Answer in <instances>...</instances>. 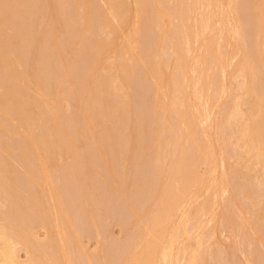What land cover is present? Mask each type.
I'll list each match as a JSON object with an SVG mask.
<instances>
[{"label": "rangeland", "instance_id": "rangeland-1", "mask_svg": "<svg viewBox=\"0 0 264 264\" xmlns=\"http://www.w3.org/2000/svg\"><path fill=\"white\" fill-rule=\"evenodd\" d=\"M84 2V4H80L78 0L0 1V5H2L0 6V220L5 221L0 222L3 223L0 226L7 224L9 227L15 228L14 231L18 229V233H20L19 230L22 228V235L26 233L24 230H28V234L32 231L29 235L31 237L34 234L32 235V239L26 237L28 241H32V244L29 243V245L31 248L33 246V258L38 262L37 264H53L51 260L55 261L54 259H58L59 261L57 260L56 263L60 264H72L71 262L75 264L76 261L78 264H133V261L137 262L133 258L139 259L136 257L144 252L141 250L145 244L144 242L147 240L146 238L149 239L146 242L151 241V243H148L150 245L147 248L145 247L146 245L144 246V249L146 248L148 252L149 248L153 249L154 244L156 246L157 242L162 241H157L159 236H164L165 239L166 235V239L168 240V235H171L168 234L169 231L173 232L176 229L175 226L178 228L179 225L180 228L176 229V231L179 230L177 231L178 244L177 239H175L176 243L174 245H177L175 249L178 248L180 249L179 252L181 251L178 253L180 254L178 260L180 259L181 263L192 258L190 255L193 254L194 249L195 251L198 249V253H200L199 257L205 256V260L202 261L203 263L200 262V264H248L247 261L249 259L251 260L250 264L252 260L254 264H264V181H260H263V183H260L261 185L256 183L259 178H263L264 176V166H262V164L264 165V160L261 161V164H259V161V165H257V162H254L256 159H253L254 155L250 159L248 150H243L245 148L244 139L241 138L242 142L240 130L238 129L242 126L240 124L246 121L245 117L247 113L248 116L250 114L247 119L248 123L259 121L257 120L259 116L257 119L254 118L257 117L256 112L259 113L260 106L258 107L256 106L258 104H256L257 108L253 109L254 105L252 106V103H250L253 100L250 99L249 101L248 96L252 95L255 98L253 104L260 97L257 96L258 98L256 99V94H251V92L246 93L250 94L248 96L244 94L247 78H244L243 74L237 71L239 68L237 65L240 63L239 59L242 56L240 51H242L243 46L246 47L244 51H247V48L250 47L254 57L259 52L257 50L259 47H257L256 50L258 52L255 54V45H258L255 43L258 41L256 28L258 25L260 26L259 19H257L258 17L256 18L257 12H255V8L257 9L258 7V5H255L257 1L238 0V3L236 2L237 7L235 4H231V0H162L160 1L161 6L157 4L159 3L157 0H86ZM190 3L192 4L190 5ZM192 5L194 9L190 10L189 8ZM163 10L168 12L169 21L166 17V12L165 17L162 15L164 17L162 19L164 24H160L162 21H159L157 17L162 12L164 14ZM202 15L203 17L205 16L204 18L207 17V19L211 18V22L208 21L209 24L207 22V28L210 25L209 29L204 28V23H206L207 19H200ZM159 18L161 19L160 16ZM198 18L203 23L200 20L198 21ZM196 23L200 26L203 24L202 29L206 31L202 32L203 30L199 29L200 26H197L199 27L198 30H201L199 33L202 35L200 37L197 35L195 36L197 39H192L191 35L193 34L194 36V34L198 33L195 27ZM50 24H52V27ZM184 24L187 25V29L190 26L189 33H187H191L190 37L186 33L185 35L187 39L191 38L192 41L190 40L191 43L187 41L188 43L185 44H189L191 49L183 43L184 40L186 41V38L184 39L181 34L187 32L184 31L182 33V26L187 30ZM236 24L238 27L239 25L240 27L243 25V28H241L244 32H242L243 34L246 32L243 39L247 40L240 39L246 43V45H241V50L239 49V39H237L240 37L234 34L236 33V29H234L235 31L233 30L234 26V28H238ZM135 26L139 28L140 32H138ZM50 27L53 29H50ZM134 27L138 34L136 32L135 35H132H134L135 39H138L139 45L133 40V43H130V46H128L127 41L131 39ZM193 27L197 30L196 33H193L191 29ZM52 30H54L55 34ZM221 30H224V32L222 33ZM163 31L165 34L169 32L166 37L161 36V32ZM125 36L126 38L129 36V38L125 39ZM161 37H165L162 38L164 39L162 43ZM209 40L215 42L214 47L217 51L213 49L214 47L212 48L214 43L210 44ZM206 41L211 45L212 49L209 48L210 46ZM174 43L177 46L176 49L179 51L174 49ZM204 44L206 48L209 46L208 48L212 50V53L213 50L217 53L218 51L219 53L222 51V57L225 52H227V56L224 54V57L229 56L228 52H237L235 53L236 56L234 53V55L230 54L232 57H235L232 59L233 66L229 67V64V68L225 70L227 62H230L232 58L229 57V61H226L224 65L225 69L221 70V67H223L221 64V69L215 67V64L211 62L217 56L216 54L214 58L213 54H210L212 58L211 61H206L208 62V64L205 63L207 67L204 66L206 69L203 66H198L200 62L197 61V57L200 55L199 59H202L201 55H205L206 53V56L203 57L208 58L207 55L211 52L210 50L207 52L208 49H205ZM183 45L184 48L182 49ZM187 48L191 51L188 49L190 52L187 53L185 50L182 54V51ZM218 48L220 49L218 50ZM117 50L121 52L120 56ZM250 50L248 49V51ZM176 51H178L179 56L180 53L181 56L183 55L185 64L181 63L183 61L179 62L182 60L181 56L176 61L179 58L175 54ZM62 53L65 55L63 57L65 58L64 60L72 62L70 69L68 67L69 75L65 77L64 74L66 75L67 73L63 69L64 66H66L65 69L67 68L68 63L67 65H65L66 62L65 64L64 62L61 63ZM219 53L218 56H220ZM210 55L209 58L211 57ZM121 57H124V60ZM256 57L258 58H256L257 60H260L258 56ZM130 58H133V61ZM250 58H253V56ZM217 60L215 58L213 60L214 63L215 61L218 63L220 59L217 57ZM196 62H198L197 65ZM255 62L252 63L255 64ZM119 64L121 65L120 67ZM178 64L182 66L179 67L180 65ZM202 64L205 65L204 63ZM183 65H185L184 71L186 73H182L181 71ZM114 67H118L119 70L116 71ZM124 67H126L125 69H130L125 71ZM200 67L204 69L203 72ZM194 71L196 72L194 73ZM197 72L200 75L205 74V78L199 75L201 77V84L204 82V79L206 80L202 84L203 87L206 83V87L204 86L205 89H202L201 93L204 92L201 96V101H199L201 105L205 102L206 107L205 105L200 106L202 109L208 108V114L212 118L205 125V128L203 125H199L196 120L197 118L194 119L195 115L192 116L193 120H195L193 123L189 122L190 115L188 117L186 115L187 111L194 107H192V103L196 104V100L192 102L193 97L190 100L187 93L192 94L195 91L197 83H200L197 81L200 80L197 77L199 74ZM183 74H186V76ZM211 77L215 80L214 85L211 84L213 83ZM248 78L250 79V77ZM176 79L178 80L176 81ZM252 79L250 81L253 83L252 85H255V81L253 79L254 82H252ZM183 80L185 81L183 82ZM196 81L197 83H195ZM114 82L117 84L116 88H113L115 86ZM181 84L183 89H180L185 91V95L187 94L186 96L190 101L188 103L192 102L191 108H188L190 104L186 102L187 106H183L187 107V111L184 110L182 104L178 109L176 103H173V106L174 108L176 106L175 109L178 111L180 108V111L183 108L186 117L189 118L187 127L195 123H198L197 125L201 126L200 128L203 127L201 134L199 133L200 131L196 132L200 134L198 140H196L198 141L197 144L200 143L198 144L200 148L208 147L207 150L204 149L208 157L209 153H212V150L209 148L213 146L215 159H212L214 156H210V158L212 157V164H210V161L208 162L210 158L207 159L205 155L200 154V152H203L202 149L199 147L195 148L196 146L194 145H197L196 143L193 144L195 138H191L190 140H194L191 143L189 142L191 131L199 126L188 127V130L194 128L188 132L185 129L186 125H181L187 122L185 120L186 122L184 123L182 115L184 117L185 115L183 110L179 113L183 114H178L181 116V119H179L180 117L177 116V112H173L174 109L172 110L173 106H170L171 102H176L177 99L179 104L185 101L186 97L182 98L183 101H179L181 99L180 96H184L182 91L178 89V85L182 87ZM263 84V88H260L264 90ZM255 86L252 88H256ZM223 88L226 89L225 92ZM252 88L250 89L251 91L259 90L258 87L254 90ZM60 89L63 91L61 92ZM173 92L176 93L173 94ZM164 93L168 95L165 94V97ZM258 93H260V96L264 94L261 91H258ZM161 94H163V99L162 102H159L161 100L160 97L162 98ZM169 96L170 99L168 100ZM173 96L180 98L175 99ZM246 97L248 98L245 100ZM159 103L163 105L164 109L158 110L162 107ZM198 106L197 102L195 108H199ZM232 107L235 108L234 113L236 111L239 113L233 115ZM197 108L195 109L196 113L193 110L196 115L198 114ZM239 108L240 110L238 111L237 109ZM258 108L259 110L256 111ZM229 110L232 111L229 112L232 113L231 115L227 113ZM241 110H244L242 111L243 113ZM29 114L31 115L29 116ZM85 116L87 119L89 117L92 119H89L93 121L92 125L91 123L88 124L90 121ZM170 116H173L174 119ZM221 117L223 119H220ZM219 120H224L223 125H221L222 122L220 124ZM261 120L264 121L263 119ZM181 121L182 123H180ZM218 122L226 136L223 134L224 132L222 133L223 130L217 131ZM246 124L244 123V126ZM251 125L254 126L252 123L249 126L253 127ZM92 126H94L95 132H93L94 130H90ZM253 129L252 131L254 132ZM181 131L187 134H185V137L188 136V139L186 138V143L177 145V143H180L179 138L182 140L184 137ZM249 131L253 133L250 129ZM217 132H220L221 135L223 134L224 138L226 137L224 139L220 136L226 142L218 139L224 143H221L223 144L222 146L218 143L217 138H219L220 134L217 135ZM191 137H194V135ZM209 139L213 143H211L212 146L209 144L211 147L208 146ZM182 141L184 142V138ZM241 143L243 147L241 146L240 148ZM175 146H182L181 148L183 149L180 153L185 156L184 158L181 156L182 154H179L180 160L181 157L184 158L179 163V156L176 157L178 150H174V154L176 153L174 159L178 158V162L176 163L182 166L181 164L185 162L184 160H187L186 162L189 164L187 165H191L193 168L194 166L192 165L195 164L196 171L193 168L185 166L186 162L184 163V166L190 170V173L188 172L189 175H185L187 172L184 168V171H182V174L186 172L184 173L186 178L189 176L190 179V175H192L191 178L194 177L192 180L190 179L193 183H190V181L188 183L185 182L186 185L180 183L185 177H182L184 175L181 174L180 168L177 167L176 169L174 167L176 160L174 161L172 153ZM254 147L256 148V146ZM237 153L239 154L237 155ZM200 155L203 157L202 159ZM259 156L260 158L258 159L262 160V155ZM204 157L205 161L207 159V163L204 161ZM249 159L251 162L248 161ZM245 160L248 162H245ZM242 162L246 164L245 167L241 166ZM247 164H251V166L247 167ZM172 166L175 170L179 169L178 172H180L179 176L182 177L181 180L172 178L174 174V177L176 174L178 176V172H175ZM188 169L187 171H189ZM193 171L201 175L200 179L202 176L206 177V179L199 181L202 183L196 182L199 177L195 181L198 175ZM224 173H227L226 180L222 178L225 182L220 180ZM228 173H230L229 176ZM214 174L215 179L217 177L220 180L217 181L219 190H222V187H219V184L222 182L223 184L220 185L224 186L223 191L226 188L225 192H221L225 194L224 198L219 192L222 198H219L218 205L216 206H213V204H217L219 196H217L218 188L216 186L214 188L211 182L214 179ZM251 178L253 180L256 178L253 184L247 181ZM230 179L231 181L229 182ZM176 180L179 181L183 188L192 184L193 186H189L192 192L190 189L184 188L186 192L189 191L192 195H185L189 198H185L186 201L188 200L187 202L184 201L183 204V201L181 202L182 206L178 200L181 201L183 194H180L181 197L179 195L180 199L177 198L179 204H175L176 211V206L180 205L181 207L178 208L179 211L177 213L174 211L176 213L174 216L176 217L171 218L173 221L168 220L167 222L166 220L169 225L167 227L169 228L168 233L164 235L159 233V236L158 234H154L155 237L151 233L152 231H150L155 227L153 223L156 226L160 223H156L157 219L155 218H158L159 221L161 220V225L165 224L166 222L162 223V220H164V217L165 219L167 218L166 214L171 211L174 213L173 210H175L171 205L170 209L168 203L171 200L172 204V198L176 194L184 193L185 191L180 189L181 187ZM203 180L208 181L204 182ZM209 182L211 183L210 187L213 189L211 190L212 192L210 191L211 188L208 187ZM243 184L246 185L244 195L247 193V189L248 192L249 190L253 192L254 189L253 194L255 192L259 193H255V196L258 195V198L255 197V199L257 198V202L258 200H263L262 203L260 201L259 207L256 205V200V206L253 207H251L252 203L250 204L247 198V201L240 200V197H244L245 199L247 194L248 197H250V194L252 196L251 191L250 194L247 193L243 196L242 192H240L243 191L241 186ZM215 192L216 197H212L213 193L215 195ZM211 200L215 202L210 205L211 210L207 211L206 208L208 206L206 205L205 208L204 205L206 202L210 203ZM244 202L247 205L248 203L250 204L248 205L250 207L249 211V207L247 208L246 204L247 210L243 206L242 203ZM161 207L169 208V210L162 208L163 212L166 211L164 215L162 213L163 217L160 219L161 214L158 215L159 217H156V214L160 213ZM201 207L206 209V213L203 212L204 209L202 211ZM179 222L181 224L177 225ZM161 225L158 226L164 228ZM159 227H157L155 233L160 230ZM163 228L160 230L161 233H163ZM167 228L165 227V230ZM7 229L8 227H6V231ZM9 230L12 231L11 229ZM164 232H167V230ZM166 239L165 243L168 244L170 240L167 241ZM40 240L43 244L47 241L51 244L43 245ZM152 242L153 245L151 246ZM20 244L23 243L21 242ZM213 244L216 245L212 246ZM165 245L160 243V249L163 246L165 247ZM217 245H219L218 252ZM210 246L213 249L215 247L214 251L216 250L217 252L214 253L212 251L213 257L214 254L217 257H214L215 259L207 254L208 251H211L209 249ZM222 247L227 251L225 250L224 252ZM18 248H20L19 254L21 259L26 260L27 254L24 249L27 247L24 248V246L19 245ZM146 249L141 257L148 255V258H151L150 254L146 253ZM155 250L158 251V248H155ZM159 251L160 253H157V255L159 254L158 256L162 255V251ZM244 252L247 255L250 254L249 256L252 259L247 257ZM151 253L154 258V253L156 252L151 251ZM243 254L248 258L247 261L243 259ZM194 255H197V252ZM145 256L140 260L146 262L147 260L143 259ZM154 259H152L154 260L153 262L160 264L161 261L158 262L157 258ZM191 260V262H194L193 259ZM148 261L151 262L150 259ZM191 262L190 264H192ZM186 263H189V260ZM161 264L163 263L161 262Z\"/></svg>", "mask_w": 264, "mask_h": 264}, {"label": "bare ground", "instance_id": "bare-ground-1", "mask_svg": "<svg viewBox=\"0 0 264 264\" xmlns=\"http://www.w3.org/2000/svg\"><path fill=\"white\" fill-rule=\"evenodd\" d=\"M0 1H1V0H0ZM17 1H19V0H17ZM84 1H86V0H84ZM84 1L82 2V0H81V1L78 0V2H79L80 4H82V3L84 4V3H85ZM158 1H159V3H157V4H160V1H162V0H157V2H158ZM231 1H232L231 4H235V6L237 5L236 2L238 3V0H235V1L231 0ZM256 1H257V3H256L255 5H258V7H257V6H255V7H257L258 10L255 8V12H257L256 18L258 17L257 19H259L260 26L258 25L259 28H258V26H257V28H258L259 30L256 28V37H258V39H257V38H256V39H257L258 41H256L255 43H257L258 45H255V44H254V45H255V50L257 49V47H259V49H257V50H259V52L256 50V51H255V54H256V52H258V53H257L258 55H255V57H254V55L252 54V52H251V50H250L251 48H250V47L247 48V51H248V49L250 50V51L247 52V51H244V50H246V47L243 46V49H242V51H240V52H241V55H242V56L244 55V53H245V55H244L243 57H242V56L240 57V59H241V58H242V59H241V61H240V59H239V62H240V63H238V65H237V67H239L237 71H238L239 73L241 72V74H243L244 78H247V80H246V82H245V87H246V88H245V93H244V94H246V93H250V92H251V94H252V93L256 94V99L258 98L257 96L260 97V98L257 99L256 102H254V104H253V101L255 100V98H253L252 95H251V96H248V95H250V94H246L249 98H248V97L245 98V100H246L247 98L249 99V101H250V99L253 100L252 102H250V103H252V106L254 105V106H253L254 108L251 106L253 109L257 108L256 106H258V107L260 106V107H259L260 110H259V108L256 110V111L259 110V111H258L259 113L256 112L257 117L254 118V119H257L258 116H259V119H257V120H259L260 122H259V121H258V122H257V121H254V122H250V123H248V120H247V119H248V117L250 116V114H249V116H248V113H247V114H246L247 116L245 117V120H246L247 122L245 121V122H243V124H240V125H242V126H240L241 128H240V127L238 128V129L240 130V131H239V130H238V131H239V133H240V139H241V138L244 139V142H243V140L241 139V141L244 143V147H245V148H243V150H244V151H247V150H248L247 152L250 154V159H251V157H253V155H254V158H253V159H254V160L256 159V161H254L253 159H252V160H253L255 163L257 162L256 164L259 165V164H261V161L264 160V159H263L264 157L262 158V156H264V148H263V147H264V121L261 120V119L264 120V94H263V95L261 94V96H260V93H258V91H259V92L261 91V93L264 92V90L261 89V88H263V87H262V84L264 83V78H263V75H264V47H263V46H264V0H255V2H256ZM35 2H36V1H35ZM87 2H88V1H87ZM137 2H138V1H137ZM137 2H136V3H137ZM204 2H205V1H204ZM210 2L212 3V1H210ZM5 3H6V2H5ZM19 3H20V2H19ZM79 3H77V4H79ZM138 3H139V2H138ZM138 3H137V5H138ZM155 3H156V2H155ZM199 3H200V2H199ZM3 4H4V3H3ZM80 4H79V5H80ZM191 4H192V3H190V5H191ZM212 4H213V3H212ZM217 4H218V3H217ZM137 5H136V7H137ZM0 6H2V5H0ZM14 6H15V5H14ZM138 6H140V5H138ZM157 6H158V5H157ZM160 6H161V4H160ZM210 6H211V4H210ZM232 6H233V5H232ZM28 7H29V6H28ZM114 7H115V6H114ZM130 7H131V5H130ZM141 7H142V5H141ZM190 7H191V8H189L190 10L194 9V8H193V5L190 6ZM236 7H237V6H236ZM236 7H234V9H236ZM121 8H122V7H121ZM138 8H139V7H138ZM142 8H143V7H142ZM158 8H160V7H158ZM210 8H211V7H210ZM230 8H231V6H230ZM230 8H228V9H230ZM16 9H17V8H16ZM31 9H32V8H31ZM160 9H162V8H160ZM210 10H211V9H210ZM210 10H209V11H210ZM236 10H237V9H236ZM0 11H1V10H0ZM158 11H159V9H158ZM160 11H161V10H160ZM163 11H164V10H163ZM231 11H232V10H231ZM133 12H134V10H133ZM166 12H167V11H166ZM166 12L164 11V14H163V12H162V13L159 12V13H161V15L158 13L159 15H158L157 18L159 19V21H160V20L162 21L160 24H162V23L164 22L162 19L165 17ZM182 12H183V11H182ZM193 12H194V11H193ZM220 12H221V11H220ZM128 13H129V12H128ZM130 13H131V12H130ZM134 13H135V12H134ZM226 13H227V12H226ZM124 14H125V13H124ZM126 14H127V13H126ZM5 15H6V14H5ZM43 15H44V14H43ZM162 15H163L164 17H163ZM183 15H184V13H183ZM208 15H209V14H208ZM237 15H238V14H237ZM13 16H14V14H13ZM159 16L161 17V19L159 18ZM225 16H226V15H225ZM14 17H16V16H14ZM135 17H136V16H135ZM166 17L168 18V21H169L168 12H167V14H166ZM200 17H201V16H200ZM204 17H205V16H204ZM204 17H203V15H202V17H201L200 19H202V20L207 19V17H206V18H204ZM233 17H234V16H233ZM203 18H204V19H203ZM214 18H215V17H214ZM226 18H227V17H226ZM230 18H231V17H230ZM238 18H239V17H238ZM116 19H117V18H116ZM126 19H127V18H126ZM134 19H136V18H134ZM158 19H157V20H158ZM165 19H166V18H165ZM200 19L198 18V21H199ZM14 20H15V19H14ZM87 20H88V19H87ZM127 20H128V19H127ZM202 20H200V21L202 22ZM210 20H211V18H210V19L208 18V19L205 21L206 23H204V24H205L204 28L209 29L210 25H209V27L207 28V22L210 21ZM235 20H236V19H235ZM238 20H239V19H238ZM226 21H227V20H226ZM11 22H12V21H11ZM83 22H85V21L83 20ZM131 22H132V21H131ZM196 22H197V20H196ZM210 22H211V21H210ZM228 22H229V21H228ZM167 23H168V22H167ZM199 23H200V22H199ZM202 23H203V22H202ZM202 23H201V24H202ZM239 23H240V22H239ZM239 23H238V24H239ZM135 24H136V23H135ZM138 24H139V23H138ZM158 24H159V22H158ZM160 24H159V25H160ZM163 24H164V23H163ZM165 24H166V23H165ZM194 24H195V23H194ZM196 24H197V25H196V26L194 25V26H195L196 29L198 30L199 27H197V26H200V25H199L198 23H196ZM208 24H209V22H208ZM228 24H230V23H228ZM240 24H241V23H240ZM50 25H51V27H52V24H50ZM167 25H168V24H167ZM182 25H183V24H182ZM184 25H185V24H184ZM220 25H221V24H220ZM236 25H237V24H236ZM185 26H186V29H187V25H185ZM222 26H223V25H222ZM2 27H3V26H2ZM51 27H50V29H53V28H51ZM135 27H136V26H135ZM135 27L133 28V32H132V30H131V32H132L131 35H132V34L135 35V33L137 32V31H136V28L138 29V32H140V31H139V28H138V27L135 28ZM161 27H162V25H161ZM164 27H166V26H164ZM195 27L191 28V29L193 30V33H196V32H197V30L195 29ZM202 27H203V24H202V26H200L199 29L203 30L202 32H204L205 29H202ZM234 27H235V26H234ZM234 27H233V30L236 29V31L234 30V31L236 32V33H234V34H236V36L240 37V38H237V39H239L238 41H239V44H240V48H239V46H238V48L241 50V48H242L241 45H243V44L246 45V43H245L244 41H241V40L243 39V37L245 38V33H246V32L243 34V32H244L243 29H242V28H243V25L241 26L242 28L240 27V25H239V27H238V25L236 26V27H238V28H234ZM188 28L190 29V26H189ZM223 28H224V27H223ZM134 29H135V30H134ZM163 29H164V28H163ZM189 29L185 30L184 26H182V30H183L182 33H183L184 31H187V32H184L183 34H181V35L183 36L184 39L186 38V41H185V40H184V42L182 41V42L184 43V45H186V47L189 46V44H185V43H188V42L191 43L192 39L195 38V36L198 35V37H200V36L202 35V34L199 33L201 30H198V33L194 34V36H193V34L191 35V36H192V37H191L192 39H191V38H190V39H187V36H186V35L189 36V35L191 34V33H190V34H187V33H189V31H188ZM194 29H195V31H194ZM241 29H242V30H241ZM81 30H82V29H81ZM120 30H121V29H120ZM161 30H162V28H161ZM165 30H166V29H165ZM192 30H191V32H192ZM257 30H258V31H257ZM52 31H53V33H54V30H52ZM205 31H206V30H205ZM234 31H233V32H234ZM242 31H243V32H242ZM138 32H137L136 34H138ZM166 32H167V31H166ZM221 32L223 33L224 30H221ZM228 32H229V31H228ZM162 33H163L164 35H163ZM168 33H169V32H168ZM168 33H167V34H168ZM185 33H186V35H185ZM222 33H221V35H222ZM229 33H230V32H229ZM237 33H238V34H237ZM54 34H55V33H54ZM54 34H53V35H54ZM167 34H165L164 31L161 32V36H165V37H166ZM120 35H121V34H120ZM128 35H130V34H128ZM131 35H130V37H131ZM134 35H132L131 39H128L129 36H128V38H126V36H125V39H128V41L125 40V41H127V42L129 43V44H128V43L126 42L128 46H130V43H133V40L139 45V41H137L138 39H135V38H134ZM16 36H17V35H16ZM19 36H20V35H19ZM54 36H55V35H54ZM227 36H229V35H227ZM231 36H232V33H231ZM234 36H235V35H234ZM165 37H161V43H162V40H164V39H162V38H165ZM189 37H190V36H189ZM228 38H229V37H228ZM231 38H232V37H231ZM22 39H23V38H22ZM195 39H197V38H195ZM240 39H241V40H240ZM119 40H120V39H119ZM119 40H118V41H119ZM130 40H131V42H129ZM190 40H191V41H190ZM211 40H212V39H211ZM243 40H247V39H243ZM79 41H80V40H79ZM187 41H188V42H187ZM121 42H122V40H121ZM194 42H195V41H194ZM243 42H244V43H243ZM77 43H78V42H77ZM206 43H207L210 47L207 46V48H206L205 44H204V47H205V49H208L207 52H209V50H210L209 48H211V45H210V44H213V43H214V44L212 45V48H213L214 45H215V42H214V41L211 42V41L209 40V43H210V44H209L207 41H206ZM237 43H238V42H237ZM241 43H242V44H241ZM79 44H80V43H79ZM79 44H78V46H79ZM174 44H175V43H174ZM228 44H229V43H228ZM20 45H21V44H20ZM80 45H81V44H80ZM124 45H125V44H124ZM135 45H136V44H135ZM162 45H163V44H162ZM184 45H183L182 49L184 48ZM218 45H219V44H218ZM125 46H126V45H125ZM25 47H26V46H25ZM29 47H30V46H29ZM81 47H82V46H81ZM107 47H108V46H107ZM131 47H132V46H131ZM131 47H130V48H131ZM137 47H138V46H137ZM161 47H162V46H161ZM173 47H174V49H176V48H177L176 44H175V46H173ZM208 47H209V48H208ZM247 47H248V45H247ZM262 47H263V48H262ZM22 48H23V47H22ZM26 48H27V47H26ZM104 48H105V47H104ZM127 48H128V47H127ZM135 48H136V47H135ZM189 48H190V46H189ZM189 48L184 49L183 51L181 50V51H182V54L185 52V50H186L187 53L190 52V51H191V50H190L191 48H190V49H189ZM212 48H211V49H212ZM261 48H262V49H261ZM128 49H129V48H128ZM132 49H133V48H132ZM159 49H160V48H159ZM188 49H189L190 51H189ZM213 49H215V47H214ZM219 49H220V48H218V50H219ZM230 49H231V47H230ZM239 49H238V55H239ZM26 50H27V49H26ZM160 50H161V49H160ZM176 50H178V49H176ZM215 50L217 51V49H215ZM40 51H41V50H40ZM117 51H118V50H117ZM138 51H139V50H138ZM140 51H141V50H140ZM162 51H163V53H164V50H163V49H162ZM178 51H179V50H178ZM178 51H176L177 53L175 52V54L178 55ZM210 51H211V52L207 55L208 58H209V55H210V54H211V55L213 54V58H214V56H215V54H216V55H217V56H215L216 60H217V57H218V59H220L218 63H217L218 60L215 61V63H214L213 60H215V58L212 59V62H211V63L215 64V65H214L215 67H218V68H220L221 65H223V67H224L226 61H229V59L232 57L230 54L234 55L235 53H237V52L234 53V51H233L232 53H231V52H230V53L228 52V55H229V56H228V57H224V54H225V56H227V52H225V53L223 54V57H222V56H221V55H222L221 53H223V52H222L221 50H220L221 53H219V51H218V53H219L220 56H218V53H217V52H214V50H213V53H212V50H210ZM27 52H28V51H27ZM242 52H243V53H242ZM246 52H247V53H246ZM250 52H251V53H250ZM118 53H119V56H120L121 52L118 51ZM129 53H130V52H129ZM233 53H234V54H233ZM249 53L252 54V55H250ZM24 54H25V53H24ZM39 54H40V52H39ZM9 55H10V54H9ZM61 55H62V57H61L62 60H60V61H62L61 63L64 62V64H65V62H66L65 65H67V63H68V65H69V66L67 65V68H66L67 71H66V69H65L66 66H64V69H65V70L63 69V71L67 73L66 75L64 74V77H65V76H68V75H69V74H68V72H69V71H68V67H69V69H70V67H71L70 64H72V62H71V61L69 62L68 60H67V61L64 60L65 58H63V57H65V55H64L63 53H62ZM177 55H175V56H177ZM211 55H210V56H211ZM39 56H40V55H39ZM39 56H38V57H39ZM105 56H106V55H105ZM161 56H162V55H161ZM173 56H174V55H173ZM180 56H181V53H180ZM180 56L178 55L179 58H178L176 61H178V60L182 57V58H181L182 60H180L179 62L183 61V62H181V63H182V64H183V63L185 64V62H184L185 60L183 59V58H184L183 55H182L181 57H180ZM203 56H206V53H205V55H204V54L201 55V57H202V59L200 58L201 60L199 59L200 55H199V57H197V58H198L197 61L200 62L201 64H200V63L198 64V62H196V65L198 64V66L200 65L201 67H202V66H203V67H204V66L207 67L206 64H208V62L211 61L212 56H211L209 59L206 58V57H203ZM235 56H236V54H235ZM251 56H253V58H250ZM256 56H258L260 60H257L258 58H257ZM26 57H27V56H26ZM162 57H163V56H162ZM219 57H220V58H219ZM229 57H230V58H229ZM233 57H234V56H233ZM233 57L231 58L230 62H227V63H228V64L226 65L227 68H226V67H224V68L221 67L222 69H221V68H220V69L223 70V69L226 68L225 70H227V69L232 65V59H233ZM61 58H60V59H61ZM66 58H67V57H66ZM116 58H117V57H116ZM121 58H123V60H124V57H121ZM203 58H204V59H203ZM234 58H235V57H234ZM256 58H257V59H256ZM113 59H114V58H113ZM130 59H132V61H133V58H130ZM164 59H166V58H164ZM168 59H169V58H168ZM193 59H194V58H193ZM205 59H206V60H205ZM254 59H256V60H255L256 62L254 61ZM26 60H27V59H26ZM199 60H200V61H199ZM203 60H205V61H203ZM208 60H209V61H208ZM251 60H253L252 62H255V64L252 63ZM60 61H59V62H60ZM165 61H167V60H165ZM169 61H170V60H169ZM171 61H172V60H171ZM206 61H208V62H206ZM259 61H261L262 63L260 62L261 64H260V63L257 64ZM170 63H171V62H170ZM175 63H176V62H175ZM202 63H204V64L206 63V64L203 65ZM216 63H217V64H216ZM64 64H63V65H64ZM121 64H122V63H121ZM132 64H133V63H132ZM166 64H167V63H166ZM220 64H221V65H220ZM229 64H230V65H229ZM61 65H62V64H61ZM122 65H124V64H122ZM178 65H180V64H178ZM217 65H218V66H217ZM228 65H229V67H228ZM254 65H257V66L260 65V66L257 67V66H254ZM120 66H121V65L119 64V67H120ZM181 66H182V65H180L179 67H181ZM198 66H196V67L198 68ZM232 66H233V65H232ZM122 67H123V66H122ZM196 67H195V69H196ZM201 67H200V69H201ZM205 67H204V68H205ZM237 67H236V68H237ZM256 67H257V68H256ZM62 68H63V66H62ZM114 68H115V67H114ZM125 68H126V67H124V69H125ZM115 69H116V71L119 70L118 67L115 68ZM127 69H130V68H127ZM127 69H125V71H126ZM180 69H181V68H180ZM195 69H194V70H195ZM205 69H206V68H205ZM24 70H25V69H24ZM157 70H158V69H157ZM184 70H185V65H183V68H182V70H181L182 73L185 72ZM198 70H199V69H198ZM225 70H224V71H225ZM239 70H240V71H239ZM155 71H156V70H155ZM158 71H159V70H158ZM196 71H197V70H196ZM196 71H194V73H195ZM201 71L203 72L204 69L202 68ZM201 71H200V72H201ZM64 72H63V73H64ZM118 73H119V72H118ZM185 73H186V72H185ZM192 73H193V72H192ZM197 73H199V72H197ZM197 73H196V74H197ZM224 73H225V72H224ZM15 74H16V73H15ZM164 74H165V73H164ZM170 74H171V73H170ZM236 74H237V73H236ZM236 74H235V75H236ZM241 74H240V75H241ZM244 74H245L246 76H245ZM5 75H6V74H5ZM18 75H19V74H18ZM183 75L186 76V74H183ZM199 75H200V73L197 75V77H198L200 80L195 79V80H197V81L200 82V83H197V81L195 82V83H197V85L195 84V85H196V88H195V86H194L195 91H193L192 94H189V93L186 92V93L188 94V95H187V94H186V95L189 97L190 100H191V98L193 97V99L191 100L192 102H193L194 100H196V104H197V102H198V104H199L198 107H199V108L196 107V108L198 109V114H197V115L194 114V112L196 111V110H195V109H196V108H195V105H196V104H195L194 102H193L194 105H193V103L191 102V103H192V107H193V106H194V107H193V108L190 107V106H191V103H188V102H190V101H189V99L187 98V96L185 95V91H184V90H181V89H183L182 84H181L182 87H180V85H178V86H179L178 89L182 91V94H183L184 96L182 97V95H181V96H180L181 99H179V101H183V99H184L185 97H186L187 99L185 98V101H183L182 103L180 102V104H179V102H178V99H177L176 102L173 101V102H171V104H170V106L172 107V106L176 103V105H177V109L180 107L181 104H182V106H183V105L187 106L186 103H187V104H190V105H188V108H189V107L191 108V109H189L190 111L187 109V107H185V106H183V107H184V110H185V111L188 110L187 113L190 112L189 114L186 113V115H187V117L190 115L189 118H190V120H192V121H190L189 118L186 117V115H185V111H184L183 108H182L183 113H184V115H185V117L182 115V117H183V119H184V123H185L186 121H187V122H186L185 124H181V125H182V126H183V125H184V126L186 125L185 129H186L188 132H190L191 129H194V128H191V129L188 130V127H194V125H195V127H197V126H199V125H203L204 128H205V125H207V123L210 122V118H211V116L208 114V111H209V110H207L208 108H207V109H206V108H203V109H202V107H201L202 105H205V104H204L205 102L202 103V105H201V102H199V101H201V96L203 95V92H204V91H203V92L201 93V91H202V89L204 90L205 87H206V85H205L206 83H205V84L203 85V87H202V84H203L204 82H206V80L204 79V82H203V79H202V82H203V83L201 84V77H199ZM201 75H202L203 78H205V74H204V73L201 74ZM201 75H200V76H201ZM203 75H204V76H203ZM25 76H26V75H25ZM115 76H116V75H115ZM165 76H166V75H165ZM167 76H168V75H167ZM170 76H171V75H170ZM170 76H169V77H170ZM185 76H183V77H184V78H187V77H185ZM197 77H196V78H197ZM212 77H213V76H212ZM212 77H211V78H212ZM248 77H250V79L253 78L255 82L253 81V79H252V82H254V84L257 85V86L252 85L253 83H251V81H250V79H249ZM17 78H18V77H17ZM66 78H67V77H66ZM117 78H118V77H117ZM117 78H116V79H117ZM163 78H164V76H163ZM173 78H174V77H173ZM211 78H210V79H211ZM213 78H215V77H213ZM213 78H212V79H213ZM68 79H69V78H68ZM68 79H66V80L68 81ZM164 79H165V78H164ZM168 79H169V78H168ZM170 79H171V78H170ZM178 79H179V78H178ZM178 79H176V81H177ZM210 79H209V80H210ZM248 79H249V84L251 83L250 86L252 85V87L255 86L256 88H252V87L248 86V85H249V84H248ZM256 79H258V80L256 81ZM17 80H18V79H17ZM21 80H22V79H21ZM110 80H111V79H110ZM185 80H186V79H185ZM185 80H183V82H184ZM215 80H216V78H215ZM215 80L213 79V83H211V84L214 85V81H215ZM244 80H245V79H244ZM259 80H260L261 82H263V83H261ZM117 81H119V80H117ZM159 81H160V80H159ZM163 81H164V80H163ZM179 81H180V80H179ZM211 81H212V80H211ZM258 81H259V82H258ZM167 82H168V81H167ZM8 83H9V82H8ZM163 83H164V82H163ZM163 83H162V84H163ZM165 83H166V82H165ZM176 83L179 84L178 82H176ZM209 83H210V82H209ZM256 83H257V84H256ZM260 83H261V84H260ZM114 84H115V82H114ZM171 84H172V83H171ZM207 84H208V83H207ZM7 85H8V84H7ZM116 85H117V84H115V86H113V88H114V87L116 88V87H117ZM163 85H164V84H163ZM172 85H173V84H172ZM246 85H247V86H246ZM258 85H259V86H258ZM263 85H264V84H263ZM166 86H167V85H166ZM169 86H170V85H169ZM204 86H205V87H204ZM157 87H158V86H157ZM187 87H188V86H187ZM248 87H249V90H250L251 88H252V90L257 89V87L259 88V90L257 89V90H254V91H251V90L249 91V90H248ZM260 87H261V88H260ZM61 88H62V87H61ZM162 88H164V87H162ZM180 88H181V89H180ZM209 88H210V87H209ZM12 89H13V88H12ZM62 89H64V88H62ZM62 89H60L61 92L63 91ZM216 89H217V88H216ZM223 89H224V88H223ZM260 89H261V90H260ZM56 90H57V89H56ZM163 90H164V89H163ZM179 90H178V91H179ZM193 90H194V89H193ZM221 90H222V89H221ZM225 90H226V89H224L223 91L225 92ZM247 90H248V92H246ZM25 91H26V90H25ZM161 91H162V90H161ZM167 91H168V90H167ZM175 91H176V89H175ZM213 91H214V90H213ZM255 91H257V92L255 93ZM8 92H9V91H8ZM61 92H60V93H61ZM164 92H165V91H164ZM169 92H170V91H169ZM169 92H167V93L169 94ZM176 92H177V91H176ZM176 92H173V94L176 93ZM207 92H208V91H207ZM21 93H22V92H21ZM109 93H110V92H109ZM167 93H164V96H165V94H167ZM200 93H201V95H200ZM257 93H258L259 95H258ZM4 94H5V92H4ZM14 94H15V92H14ZM37 94H38V93H37ZM67 94H68V93H67ZM168 94H167V95H168ZM180 94H181V92H180ZM213 94H214V93H213ZM220 94H221V93H220ZM5 95H6V94H5ZM15 95H16V94H15ZM46 95H47V93H46ZM60 95L62 96V94H60ZM162 95H163V94H161V96H162ZM189 95H190V96H189ZM21 96H22V95H21ZM16 97H17V96H16ZM165 97H166V96H165ZM165 97H164V99H166ZM173 97H175V96H173ZM180 97H175V99H176V98H180ZM250 97H251V98H250ZM13 98H14V97H13ZM182 98H183V99H182ZM202 98H203V97H202ZM218 98H219V97H218ZM160 99H161V100H159V102H160V101L162 102L163 96H162V98L160 97ZM167 99L169 100V99H170V96H169ZM243 99H244V97H243ZM29 100H30V99H29ZM171 100H173V99H171ZM187 100H188V101H187ZM245 100H244V101H245ZM14 101H15V100H14ZM26 101H27V100H26ZM42 101H43V100H42ZM207 101H208V100H207ZM249 101H248V102H249ZM12 102H13V101H12ZM168 102H169V101H168ZM185 102H186V103H185ZM202 102H203V101H202ZM7 103H8V102H7ZM43 103H44V101H43ZM122 103H123V102H122ZM173 103H174V104H173ZM177 103H178V104H177ZM159 104H160V106H162V107L159 108V109L157 108V109H158V110H160V109H164L163 105H161V103H159ZM243 104H244V103H243ZM246 104H247V103H246ZM256 104H258V105H256ZM10 105H11V104H10ZM58 105H59V104H58ZM178 105H179V106H178ZM200 105H201V106H200ZM241 105H242V104H241ZM255 105H256V106H255ZM26 106H27V104H26ZM48 106H49V105H48ZM168 106H169V105H168ZM205 107H206V105H205ZM239 107H240V106H239ZM249 107H250V106H249ZM175 108H176V106H175ZM175 108H174V106H173L172 110L174 109L173 112H174V111L177 112V113L175 112V113L177 114V116L183 114V113L179 114L180 112H182V110L180 111L181 108L179 109V111L176 110ZM185 108H186V109H185ZM200 108H201V110L199 111ZM232 108H233V107H232ZM232 108H230V109H232ZM240 108H241V107H240ZM240 108L237 109V110L239 111ZM22 109H23V108H22ZM241 109H242V108H241ZM193 110H194V112H193ZM234 110H235V108H233V112L229 110V111H227V113L232 112L233 115L239 113V112H237V111H236V113H234V112H235ZM15 111H16V109H15ZM59 111H60V110H59ZM163 111H164V110H163ZM163 111H162V112H163ZM167 111H168V110H167ZM191 111H192V113H191ZM242 111H244V110H241V112H242ZM246 111H247V110H246ZM246 111H245V113H246ZM20 112H21V111H20ZM196 112H197V111H196ZM196 112H195V113H196ZM210 112H211V111H210ZM241 112H240V114L243 113V112H242V113H241ZM175 113H174V114H175ZM232 113H229V114L231 115ZM245 113H244V115H245ZM21 114H22V113H21ZM178 114H179V115H178ZM258 114H259V115H258ZM13 115H14V113H13ZM18 115H19V114H18ZM30 115H31V114H29V116H30ZM86 115H88V114H86ZM194 115H195L196 117H195ZM21 116H22V115H21ZM175 116H176V115H175ZM192 116H194V119L197 118L196 120H197V122L199 123V125H197L198 123H195V124H193L192 126H190V125H191V124H190V125L187 127V125H188V124H187V123H188V120H189L190 123H193V121H195V120H193V117H192ZM22 117H23V116H22ZM85 117H86V116H85ZM170 117H171V116H170ZM179 117H180V118H179ZM179 117H177V118L181 119V116H179ZM191 117H192V118H191ZM232 117H233V116H232ZM24 118H25V117H24ZM24 118H23V119H24ZM171 118H173V116H172ZM186 118H187V119H186ZM223 118H224V116H223ZM223 118L221 117L220 119H223ZM226 118H227V117H226ZM229 118H230V117H229ZM26 119H27V117H26ZM86 119H87V117H86ZM89 119L92 120L90 117H89ZM89 119H87V120L90 121ZM173 119H174V118H173ZM183 119H182V121H183ZM211 119H212V118H211ZM218 119H219V118H218ZM231 119H232V118H231ZM252 119H253V118H252ZM185 120H186V121H185ZM226 120H227V119H226ZM226 120H225V121H226ZM228 120H230V119H228ZM237 120H238V119H237ZM241 120H242V119H241ZM54 121H55V120H54ZM88 121H87V122H88ZM182 121H181L180 123H182ZM219 121H220V120H219ZM249 121H251V119H249ZM252 121H253V120H252ZM221 122H222V124H221ZM19 123H20V122H19ZM26 123H28V122H26ZM89 123H91V125H92V124H93V121L88 122V124H89ZM223 123H224V120L220 121V124H221V125H223ZM234 123H235V121H234ZM244 123H247V124H246L247 126H246V125L244 126ZM251 123L254 124V126L251 125V126H253V127H250V126H249ZM225 124H226V123H225ZM248 124H249V125H248ZM53 125H54V124H53ZM196 125H197V126H196ZM1 126H2V125H1ZM15 126H16V125H15ZM59 126H60V125H59ZM89 126H90V125H89ZM90 127H91V126H90ZM200 127H201V126H199L198 128H200ZM223 127H224V126H223ZM4 128H5V127H4ZM198 128H195L194 130L191 131V135H190V137H189V142H190V143L194 140V139H193V140H190L191 138H195V140H196V139L198 140V136L201 134V130H202L203 127L200 128V130H198ZM214 128H215V127H214ZM216 128H217V131H218V130H223L222 127L219 125V122H218V127H216ZM220 128H221V129H220ZM233 128H234V127H233ZM252 128H254V129H253L254 132L252 131ZM25 129H26V128H25ZM211 129H212V128H211ZM249 129H250L251 132H253V133H250ZM8 130H9V129H8ZM90 130L93 131V130H94V126H92V128H90ZM178 130H179V129H178ZM195 130H196V131H195ZM203 130H204V129H203ZM228 130H229V129H228ZM236 130H237V129H236ZM29 131H30V130H29ZM182 131L184 132V130H182ZM182 131H181V133H183ZM199 131H200V132H199ZM215 131H216V129H215ZM225 131H226V129H225ZM247 131H249V133H247ZM93 132H95V130H94ZM193 132H194V133H196V132L198 133V132H199L200 134H197V133L194 134ZM223 132H224V130L222 131V133H223ZM192 133H193V134H192ZM204 133H205V132H204ZM215 133H216V132H215ZM31 134H32V133H31ZM31 134H30V135H31ZM93 134H94V133H93ZM185 134H186V133H183V134H182V135H184V137L181 135V137L184 138V142L182 141L183 138H182V140L179 138L180 143H177V145H178V144L181 145L182 143H186V138H187L188 136L185 137ZM205 134H206V133H205ZM219 134H220V135H219ZM223 134H225V132H224ZM223 134H222V135H223ZM21 135H22V134H21ZM186 135H187V134H186ZM188 135H189V134H188ZM192 135H194V137H191ZM195 135L197 136V138H196ZM217 135H219V138H217V140L220 139V141L226 142V141L224 140L226 137L224 138V136H222L220 132H217ZM228 135H229V134H228ZM19 136H20V135H19ZM220 136H222L224 139L221 137V138L223 139V140H222V139L220 138ZM225 136H226V134H225ZM241 136H242V137H241ZM217 137H218V136H217ZM200 138H201V136H200ZM96 139H97V138H96ZM187 139H188V138H187ZM215 139H216V138H215ZM249 139H250V140H249ZM179 140H178V141H179ZM195 140H194L193 144H194V143L197 144L198 141H197V140L195 141ZM178 141H177V142H178ZM181 141H182V142H181ZM220 141L218 140V143H220V146H222L224 143H223V142H220ZM97 142H98V140H97ZM211 143H212V141L209 139V143H208V146H209V147L212 146ZM221 143H223V144H221ZM198 144H200V143H198ZM198 144H197V145H198ZM209 144H210L211 146H210ZM212 144H213V143H212ZM174 145H176V143H174ZM197 145H194V146H196V147H195L196 149L199 147V145H198V146H197ZM225 145H226V144H225ZM242 145H243V144L241 143V144H240V148H241ZM200 146H202V145H200ZM204 146H205V145H204ZM254 146H256V148H255ZM179 147H180V146H178V147L175 146V148L173 149V153H172V155H173V159H174L175 154H176V153L174 154V150H178V152H179V153L177 152V154H176V157L179 156V160H178V158L174 159V161L176 160L175 163L173 162V163L175 164L174 167H176V169H177V167L180 168L181 174H182V171L186 170L187 173H186V172H183L182 175H184V173H186L185 175H189L188 172L190 173V170H189L187 167H185V166H188V165H189V164L186 162L187 160H184L186 163L183 162V163L181 164L182 166H180L178 163H176V162H178V161H179V163H181V162L183 161V159L185 158L184 154L180 153V152H182V149H183V148H181L182 146L180 147L181 150H180ZM212 147H213V146H212ZM212 147L209 148V149L212 150L213 155H212V153H209V152H211L210 150H208L209 152L207 151V152L209 153V157H208V155H206V154H207V153H206V150L208 149V147H207V148H203V147L200 148V147H199L200 149L203 150V152L205 151V153H203V152L201 153V152H200V154L203 155V156L205 155V156L207 157V159L210 158V156H214V158H212V157H211V158H212V159H215V155H214V151H213L214 149H213ZM242 147H243V146H242ZM176 148H177V149H176ZM200 149H199V150H200ZM204 149H206V150H204ZM246 149H247V150H246ZM253 149H254V150H253ZM255 149H256V150H255ZM200 151H201V150H200ZM175 152H176V151H175ZM253 152H254V153H253ZM248 153H247V154H248ZM179 154H182L181 156L184 157V158L181 157V160H182V161L180 160V155H179ZM210 154H211V155H210ZM238 154H239V153H237V155H238ZM249 154H248V155H249ZM201 155H200V156H201ZM240 155H241V154H240ZM244 155H245V153H244ZM258 155H262V156H261V159H262V160L258 159V158H260V156L258 157ZM239 157H240V156H239ZM199 158H200V157H199ZM202 158H203V157L201 156V159H202ZM211 158H210V160L208 159V162L210 161V164H212V162H213ZM207 159H206V161H207ZM216 159H217V158H216ZM247 159H248V158H247ZM250 159H249L248 161H250ZM177 160H178V161H177ZM180 161H181V162H180ZM204 161H205V157H204ZM206 161H205V162H206ZM211 161H212V162H211ZM248 161L245 160V162H248ZM259 161H260V162H259ZM201 162H202V161H201ZM201 162H200V163H201ZM221 162H222V161H221ZM240 162H241V161H240ZM250 162H251V161H250ZM254 162H253V163H254ZM258 162H259V164H258ZM184 163H185L186 165H185ZM206 163H207V162H206ZM242 163H243V162H242ZM242 163H241V164H242ZM263 163H264V162H263ZM187 164H188V165H187ZM241 164H240V165H241ZM256 164H254V165L256 166ZM184 165H185V166H184ZM247 165H248V164H247ZM249 165L251 166V164H249ZM249 165H248L247 167H250ZM179 166H180V167H179ZM192 166H194V168L191 167V165L188 166V167L193 168L194 171H196V170H195V164L192 165ZM241 166H242V167H243V166L245 167L246 164L243 163ZM262 166H264V165L262 164ZM172 168H173V166H172ZM183 168H184V170H183ZM185 168H186V169H185ZM255 168H256V167H255ZM173 169L175 170V168H173ZM187 169H188L189 171H187ZM212 169H214V168H212ZM233 169H234V168H233ZM238 169H239V167H238ZM243 169H244V170H247L246 168H243ZM249 169H250V168H249ZM249 169H248V170H249ZM0 170H1V169H0ZM174 170H173V171H174ZM235 170H236V168H235ZM178 171H179V169H178V170H175V172H178ZM194 171H193V172H194ZM236 171H237V170H236ZM239 171H240V170H239ZM212 172H213V171H212ZM215 172H216V167H215ZM237 172H238V171H237ZM0 173H1V172H0ZM179 173H180V172H178V176H177V174H176L175 177H174V175H175V174H174L172 178H175V179L181 180L182 177H185V178L182 179V181H183L184 183H183L182 181L180 182L182 185H184L185 182L188 183L189 181H190V183H193V182H191V180L194 178V177L191 178L192 175H190V179H191V180H190V179H189V176H187L188 178H186L185 175L181 177V176H179V175H180ZM194 173H195V172H194ZM263 173H264V172H263ZM172 174H173V173H172ZM195 174L198 175L197 173H195ZM215 174H216V173H215ZM215 174H214V176H213L214 179H213V178H212V179H213V181H215V180H216V181L213 182V181L211 180V182H212V186L214 185V186H213L214 188H215V186H216V188H218V183H217V181H220V180L223 181L224 178H225L224 180H226V178H227V176H226L227 173H224L223 176L221 177V179L219 178L220 180H218L217 177H216V179H215ZM236 174H237V173H236ZM170 175H171V174H170ZM196 175H194V176H196ZM212 175H213V174H212ZM229 175H230V173H228V176H229ZM243 175H244V174H243ZM200 176H201V175H198V176L195 178V181H196V179L199 177V179L196 181V182H198V183H202V182H199V181H202L201 179H206V177L204 178L203 176H202L201 179H200ZM224 176H225V177H224ZM178 177H180V178H178ZM246 177H247V175H246ZM246 177L244 176V178H246ZM222 178H223V179H222ZM248 178H249V176H248ZM175 179H174V180H175ZM231 179H232V178H231ZM231 179L229 180V182L231 181ZM255 179H256V178H255ZM255 179H254V180H255ZM259 179H260V180H259ZM259 179H258V181H257L256 183H257V184H258V183H259V184H260V183H263V181H264V176H263V178H259ZM178 180H176V181H178ZM185 180H186V181H185ZM187 180H188V181H187ZM227 180H228V179H227ZM237 180H238V179H237ZM246 180H247V179H246ZM252 180H253V178H251L250 180L248 179L247 181H250V182H252L251 184H253L256 180H255V181H254V180L252 181ZM261 180H263V181L260 182ZM176 181H175V182H176ZM203 181H204V180H203ZM207 181H208V180H207ZM207 181L205 180L204 182H207ZM222 181H221V182H222ZM196 182H195V183H196ZM223 182H225V181H223ZM223 182L220 183V184H223ZM177 183H178L179 186L181 187V184L179 183V181H178ZM213 183H215V184H217V185H215V184H213ZM196 184H197V183H196ZM203 184H204V183H203ZM220 184H219V187H222V188H221L222 190H219L220 188H218L217 196H219V197H218V199L216 198L218 201L215 199V200L217 201V202H216L217 204H215V203H214L215 201L213 202V200H211L210 203H209V202H206V204L204 205V207H205L206 205L208 206L207 208L205 207V208L207 209V211L211 210V208H210V205H211V204L214 203L213 206H214V205H215V206L218 205L219 198H220L222 195H223L222 197L224 198V195H225V194H224V193H221V192H225V191H226V190H225L226 188H224V191H223V187H224V186H222V185H220ZM231 184H232V183H231ZM263 184H264V183H263ZM0 185H1V184H0ZM185 185H186V184H185ZM190 185L193 186L192 184H190ZM190 185H189V186H190ZM243 185H244V184H243ZM243 185H241L243 191H240V192H242V194L245 192L244 190H245V188H246V185H244V187H243ZM260 185H261V184H260ZM187 186H188V185H187ZM189 186H188V187H189ZM202 186H203V185H202ZM210 186H211V183L209 182L208 187H210ZM188 187H186V188L184 187V188L187 189V190L191 188V187H189V188H188ZM0 188H1V187H0ZM184 188L181 187L180 189H183L182 191H184V190H185ZM210 188H211L210 191L213 190L212 187H210ZM207 189H208V188H207ZM236 189H237V187H236ZM240 189H241V188H240ZM208 190H209V189H208ZM214 190H215V189H214ZM190 191H191V189H190ZM250 191H251V190H249V192H248V189L246 190V192L249 193V194L252 192V191H251V192H250ZM254 191H255V190L253 189V192H254ZM185 192H186V190L184 191V193H185ZM191 192H192V191H191ZM211 192H212V191H211ZM213 192H214V191H213ZM216 192H217V189H216ZM216 192H215V195H214V193H213V196H212V197H214V196L216 197ZM219 192L221 193V196H220V193H219ZM253 192H252V196H251V194L249 195L250 197H248V194H247V193H246L247 195L245 194L246 196L243 194V196H245V199H244V197H240V200H241V201H242V199H243V201H244V200H245V201L248 200V202L250 201V204L252 203L251 207L256 206V205H258L257 207H259V206H260V201H261V203H262V201H263V200L261 199V197L263 198V196L259 197L261 200H258V202H257L256 199L258 198V195H257V196H255V195H256V194H259V193H256V192H255L256 194H255V193L253 194ZM257 192H258V190H257ZM8 193H9V192H8ZM178 193H179V192H178ZM184 193L182 192V193L176 194L178 197L175 195V197H174L175 199L172 198V199H173V200H172V201H173V202H172L173 205L171 204V200H170V203H168V206L170 207V209H171V206H172L173 208H175V204H176V203L179 204L178 202H180V205L182 206V204L184 203V201H186L185 198H187V199L189 198V197H186V196H189V194H190L189 191H187L185 194H184ZM187 193H188V195H187ZM1 194H2V193H1ZM174 194H175V193H174ZM180 194H181V195L183 194L182 197H181ZM260 194H261V193H260ZM263 194H264V193H263ZM179 195H180V197H181V201L178 200V202H177V198L180 199ZM185 195H186V196H185ZM190 195H192V193H191ZM184 196H185V197H184ZM193 196H194V195H193ZM253 196H254V197H253ZM183 197H184V198H183ZM222 197H221V198H222ZM255 197H257V198L255 199ZM8 198H9V197H8ZM221 198H220V199H221ZM246 198H247V200H246ZM253 198H254V200H253ZM182 199H183V200H182ZM192 199H193V198H192ZM213 199H214V198H213ZM174 200H175V201H174ZM255 200H256L257 204H256ZM182 201H183V202H182ZM187 201H188V200H187ZM187 201H186V202H187ZM222 201H223V200H222ZM253 201H254V202H253ZM181 202H182V204H181ZM208 203H209V204H208ZM258 203H259V204H258ZM177 204H176V205H177ZM242 204H243L244 207H245V204L247 205L246 202H244V203H242ZM250 204L248 203V205H250ZM255 204H256V205H255ZM170 205H171V206H170ZM180 205L176 206V207H177V211H179L178 208L181 207ZM248 205L246 206L247 208L249 207ZM11 206H12V205H11ZM166 207H167V205H166ZM166 207H165V208L161 207V209L163 208V209H166V210L168 209V210H169V208H166ZM204 207H203V208L201 207V208H202V211H203V209H204L203 212L206 213V211H205L206 209H205ZM211 207H212V206H211ZM246 207H245V208H246ZM208 208H209V209H208ZM247 208H246V210H247ZM161 209H160V213H159V214L157 213L159 209H158L157 212H156V213H157V214H156V215H157L156 217H159L158 215L161 214L160 219L163 217V215L165 214L164 212L166 211V210H165V211L163 212V209H162V210H161ZM249 209H250V207L248 208V211H249ZM255 209H257V208H255ZM259 209H260V208H259ZM212 210H213V207H212ZM246 210H245V211H246ZM257 210H258V209H257ZM174 211H176V208H175V210H173V212H174ZM177 211H176V213H177ZM199 211H200V210H199ZM260 211H261V210H260ZM262 211H263V210H262ZM246 212H247V211H246ZM254 212H255V211H254ZM162 213H163V215H162ZM166 213H167V212H166ZM176 213H175V212L172 213V211L169 212V213H167V214H166V217H167V218L165 219V217H164V220H162V223H163L164 221L166 222V220H167V222H168V220L173 221L171 218H172V217L175 218L176 216H174V215H176ZM198 213H199V212H198ZM263 213H264V212H263ZM263 213H262V214H263ZM1 217H2V215H1ZM3 217H4V216H3ZM1 219H2V218H1ZM155 219H157V222H156V223H158V222L161 223V220L159 221L158 218H155ZM208 219H209V218H208ZM252 220H253V219H252ZM263 220H264V217H263ZM155 221H156V220H155ZM155 221H154V222H155ZM0 222H5V221L0 220ZM167 222H166V223H167ZM160 223L157 224V226H156V224L153 223V226H155V227H154L155 230H154V229L150 230V231H152L151 233H152L153 235H154V234H156V235L158 234V236H159L160 234H161V235H164L165 233H166V234L168 233V231H169V228H167V227L169 226L168 223H167V224L165 223L167 226H166L165 224H162V225L164 226V228L158 226V225H161ZM254 223H255V222H254ZM0 224H3V223H0ZM169 224H171V222H169ZM179 224H181V223L179 222L177 225H179ZM252 224H253V222H252ZM257 224H258V223H257ZM4 225H6V226H4ZM4 225H1V226H0V264H37L38 262L35 261V259L33 258V254H34V252L32 251L33 246H32V248H31V246L29 245V243L32 244V243H31L32 241H31V240L28 241V239H27V237H28V238L30 237L29 235L32 233V231L30 230L31 233L28 234V233H29L28 230H27V231L24 230V232H26V233H25L26 235H25L24 233H23L24 235H22V233H21V232H23V231H21V230H23L22 228H21V230H19L20 233H18V229L16 230V231H17V232H16V231H14L15 228H13V227L11 228V227H9L7 224H4ZM162 225H161V226H162ZM2 226H4V227H2ZM250 226H251V225H250ZM6 227H8V229H7L8 232L6 231ZM157 227H159L160 230L163 228V229H164V230H163V233H161L160 230L157 231V232L155 233ZM165 227L167 228V229H166L167 232H164V231H166V230H165ZM175 227H176V229H179V228H180V225L178 226V228H177V226H175ZM255 227H256V226H255ZM17 228H19V227H17ZM253 228H254V226H253ZM9 229H11L12 231H10ZM176 229L173 230V232L175 231V233L169 231L168 234H171V235H168V237H167L168 240H170L168 244L165 243L166 235H165V239H164V236H162L164 240L161 239V238H162L161 236H159V238L157 239V241H158V240H159V241L162 240V241L156 243V246H157V244H159L157 247L154 246L155 244L153 245V242H152L151 246L153 245V249H154V250H153V249L151 250V248H149L150 251H149V249H148V252H147V249H146V248L150 245V244L148 245V243H151V241L146 242L147 240H149L148 238H146L147 240H146L145 242L143 241V242L145 243L144 246L146 245V246H145V247H146V248H145V249H146V253H147V254H150V256H151V258H148V255H146L147 257H146L145 255H143V256H145V257L143 258L145 261H146V260L148 261L149 259L151 260V262L148 261L149 263L146 261L148 264H152V262H153L154 260L156 261V259H154V258H157V261H158V262L161 261L163 264H185V262H188V260H189V263H186V264H190V262L192 261L191 259H193L194 262H196V263L191 262L192 264H193V263H194V264H197V263L200 264V262H202L203 260H205V259H204L205 256H204V257L202 256V258L199 257V256H200V253H198V252H199L198 249H196V251H195V249H194L193 254H192V252H191L192 255H190V256H191L192 258L187 259V261L185 260V262H182V263H181V260H180V259H179L180 261L178 260V258H180V254H178V253H180L181 251L179 252L180 249H178V248L175 249V247H177V245H176V246L174 245V244L176 243V242H175V239H177L176 241H177V244H178V236H177L178 233H177V231H179V230L176 231ZM254 229H255V228H254ZM255 230H256V229H255ZM9 231H10V233H9ZM150 231H149V232H150ZM253 231H254V230H253ZM27 232H28V233H27ZM159 233H160V234H159ZM19 234H20L21 236H20ZM32 235H34V234H32ZM32 235H31V237H30L29 239H32ZM172 235H173V236H172ZM175 235H176L177 237H176ZM212 235H214V234H212ZM255 235H257V234H255ZM22 236H23V237H26V236H27V237H26V238H23ZM154 236H155V235H154ZM170 236H171V237H170ZM198 236H199V235H198ZM21 237H22V238H21ZM155 237H156V236H155ZM236 237H237V236H236ZM150 240H152V239H150ZM166 240H167V239H166ZM168 240H167V241H168ZM40 241H41V240H40ZM44 241H47V240H44ZM163 241H164V243H163ZM200 241H201V240H200ZM200 241H199V242H200ZM21 242H22L23 244H20ZM41 242H42V241H41ZM47 242H48V243H47ZM47 242H44V243H45L46 245H47V244H51L49 241H47ZM146 243H147V244H146ZM154 243H155V241H154ZM160 243L163 244V245H165V244H167V245L170 244V245H169V246L165 245V247L163 246L164 249H163V247L161 246L162 248L160 249V247H159V246H160ZM200 243L202 244V241H201ZM200 243H199V244H200ZM41 244H43V242H42ZM45 244H43V245H45ZM199 244H198V246H200ZM216 244H217V243H216ZM216 244H213L212 246H214V245H216ZM19 245L24 246V248H25V247L28 248V249H27V248L24 249V250L26 251V254H27V259H26V260H25V259L22 260L21 257H20V254H19L20 248H18ZM249 245H250V244H249ZM29 246H30V247H29ZM144 246H143V249H142L141 251H144V252H145ZM151 246H150V247H151ZM212 246H210V247L213 249ZM154 247H155L156 249L158 248V251H159V250L162 251V249H163V251H162V255H160V256H162V257L158 256L159 254L157 255V253H160V251L158 252L157 250H155ZM210 247H209V249H210L211 251H208L207 254L210 255L211 257H213V254H212L213 252H212V251H214L215 247H214L213 250H212ZM30 248H31V249H30ZM218 248H219V245H217V252H218ZM222 248H223V247H222ZM29 249H30V250H29ZM199 249H200V247H199ZM241 249H242V248H241ZM175 250H177V251H175ZM219 250H220V249H219ZM225 250H226V249H225ZM225 250H224V248H223V251H224V252H225ZM151 251L156 252V253H154V258H153V256H152L153 254L151 253ZM164 251H165V252H164ZM174 251H175V253H174ZM226 251H227V250H226ZM31 252H33L32 255H30ZM144 252H143V253L141 252V253L144 254ZM149 252H150V253H149ZM176 252H177V253H176ZM196 252H197V255H194V253L196 254ZM217 252H216V250L214 251V253H217ZM242 252H243V251H242ZM141 253H139V254H141ZM146 253H145V254H146ZM209 253H210V254H209ZM136 254H137V253H136ZM142 254H141V255H142ZM151 254H152V255H151ZM155 254H156V257H155ZM202 254H203V253H202ZM211 254H212V255H211ZM244 254H245V252H244ZM244 254H243V255H244ZM141 255H139L138 257H136V258H139V259H135V258H133V260L137 261V262H134V261H133V264H134V263L137 264V263H139V261L143 262V264H147L146 262L140 260V259H142V257H143V256L141 257ZM184 255H185V254H184ZM184 255H183V256H184ZM243 255H242V256H243ZM245 255H246L247 257H250V256H249L250 254H249V255L245 254ZM245 255H244L243 259H245V261H247L248 258H247ZM99 256H100V255H99ZM135 256H136V255H135ZM135 256H134V257H135ZM140 257H141V258H140ZM158 257H160V258H158ZM214 257H215V254H214ZM214 257H213V259L217 258V257H215V258H214ZM245 257H246V258H245ZM52 258H53V256H52ZM55 258H56V257H55ZM88 258H89V257H88ZM130 258H131V257H130ZM250 258H251V257H250ZM90 259H91V258H90ZM131 259H132V258H131ZM152 259H154V260H152ZM159 259H160V260H159ZM185 259H186V258H185ZM251 259H252V258H251ZM54 260H55V261H52V260H51V262H52L53 264H60V263H58V262L56 263V261H57L58 259H57V260L54 259ZM92 260H93V258H92ZM128 260H130V259H128ZM128 260H127V261H128ZM183 260H184V257H183ZM183 260H182V261H183ZM58 261H59V260H58ZM250 261H251V260L249 259V261H247V263L250 264V263H249ZM54 262H55V263H54ZM131 262H132V260H131ZM141 262H140L139 264H141ZM161 262H160V264H161ZM71 263L74 264L73 262H71ZM90 263H91V262H90ZM124 263H127V262H124ZM202 263H203V262H202ZM252 263L254 264L253 260H252ZM252 263H251V264H252ZM50 264H51V263H50ZM75 264H78L77 261H76ZM153 264H157V262H156V263L153 262Z\"/></svg>", "mask_w": 264, "mask_h": 264}]
</instances>
